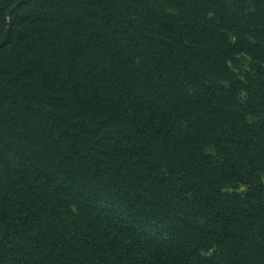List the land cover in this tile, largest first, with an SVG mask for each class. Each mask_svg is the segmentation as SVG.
<instances>
[{
  "label": "trees",
  "instance_id": "16d2710c",
  "mask_svg": "<svg viewBox=\"0 0 264 264\" xmlns=\"http://www.w3.org/2000/svg\"><path fill=\"white\" fill-rule=\"evenodd\" d=\"M0 264H264V0H0Z\"/></svg>",
  "mask_w": 264,
  "mask_h": 264
}]
</instances>
